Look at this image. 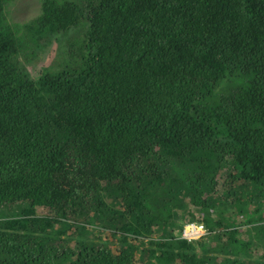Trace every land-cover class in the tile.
I'll list each match as a JSON object with an SVG mask.
<instances>
[{
	"label": "trees",
	"instance_id": "1",
	"mask_svg": "<svg viewBox=\"0 0 264 264\" xmlns=\"http://www.w3.org/2000/svg\"><path fill=\"white\" fill-rule=\"evenodd\" d=\"M14 1L0 0V208L21 214L0 220V264H215L180 239L184 216L227 239L221 264H252L240 234L264 241V0H44L30 44ZM82 24L76 69L20 67ZM247 205L252 220L232 223Z\"/></svg>",
	"mask_w": 264,
	"mask_h": 264
},
{
	"label": "rangeland",
	"instance_id": "2",
	"mask_svg": "<svg viewBox=\"0 0 264 264\" xmlns=\"http://www.w3.org/2000/svg\"><path fill=\"white\" fill-rule=\"evenodd\" d=\"M43 1L44 0H15L13 3L9 5L10 7L7 10L8 22L12 26H15L18 29H20L21 35L26 34V36L19 35V37L20 39H23L24 42H26L27 44L31 43L30 42L31 37L30 35H27L28 34L27 32L29 30L28 28H26V26L30 24L32 20H34L36 17L39 16ZM68 1L79 2L80 0H68ZM86 31H87L86 25L82 24L80 27L75 28L68 33L53 35L55 37L48 35L43 36L42 38L43 39L45 38V40L50 37L53 38L51 39L48 45L46 44L47 43L46 42L45 43L46 45H43L41 47H36V48L30 47L31 50L29 53L35 54V58L27 59L26 61L23 59L22 56L20 58L21 61L20 67L23 68L34 79H37L39 76L45 73L58 74L71 69H76L78 64L74 63L73 60L69 62L70 58L68 55L71 53L70 47L76 44L79 41V37H82ZM254 207H255L254 205L245 206V210H243L242 214L237 213L239 215L236 216L237 217L236 219L233 218L234 220L232 223L237 224V222L241 221V219L246 220L253 217ZM243 213L245 214V216L243 215ZM19 214H21L19 205L5 206L0 208V220L13 218L18 216ZM199 216L202 217L201 214L197 215L196 213V217ZM261 216L264 218V214H261ZM184 217H185L184 227L188 224L205 226V224L203 223L191 221L189 216H184ZM250 220H252V218ZM261 224H264V222H261ZM241 230H242L240 234L241 241L243 240L244 243H249L250 245L249 246L250 252L248 256L249 262L252 264H264L263 237L260 238L257 235V232L253 229V227L250 226L246 230L243 229ZM210 234L211 231L209 230L208 235L201 239L203 240L204 245L202 246L197 245L196 242L198 241L190 244H192L194 248L200 253L207 252L209 254H212L214 258H217V262L215 264H221L223 262V259L226 258V253L222 252L224 250L222 245L223 243L227 242V239L226 238L223 239L222 237L220 240L215 238L214 236L213 238H211V240H204ZM77 242L78 241H76L75 244ZM110 247H113V245ZM114 248L118 250L117 246H114ZM245 257H246L245 255L240 254V258H245Z\"/></svg>",
	"mask_w": 264,
	"mask_h": 264
},
{
	"label": "built area",
	"instance_id": "3",
	"mask_svg": "<svg viewBox=\"0 0 264 264\" xmlns=\"http://www.w3.org/2000/svg\"><path fill=\"white\" fill-rule=\"evenodd\" d=\"M209 230L202 225L188 224L184 227L181 239L188 242L200 240L208 235Z\"/></svg>",
	"mask_w": 264,
	"mask_h": 264
},
{
	"label": "clouds",
	"instance_id": "4",
	"mask_svg": "<svg viewBox=\"0 0 264 264\" xmlns=\"http://www.w3.org/2000/svg\"><path fill=\"white\" fill-rule=\"evenodd\" d=\"M182 236V235H181ZM180 239H181V237H180ZM182 240V239H181ZM201 240V239H200ZM184 241H186V240H184ZM197 241H199V240H197ZM188 242V241H187ZM194 242H196V241H194ZM188 243H193V242H188Z\"/></svg>",
	"mask_w": 264,
	"mask_h": 264
}]
</instances>
